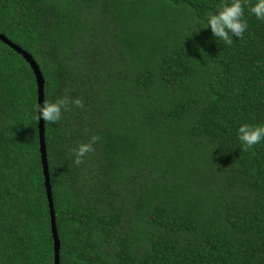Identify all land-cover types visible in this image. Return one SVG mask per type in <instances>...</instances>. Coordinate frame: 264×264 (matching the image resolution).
Here are the masks:
<instances>
[{
  "label": "trees",
  "instance_id": "obj_1",
  "mask_svg": "<svg viewBox=\"0 0 264 264\" xmlns=\"http://www.w3.org/2000/svg\"><path fill=\"white\" fill-rule=\"evenodd\" d=\"M223 2L0 0L44 100L67 98L45 121L60 264H264V140L237 139L264 124V20L246 5L229 44L197 23ZM35 105L0 39V264L55 263Z\"/></svg>",
  "mask_w": 264,
  "mask_h": 264
},
{
  "label": "clouds",
  "instance_id": "obj_2",
  "mask_svg": "<svg viewBox=\"0 0 264 264\" xmlns=\"http://www.w3.org/2000/svg\"><path fill=\"white\" fill-rule=\"evenodd\" d=\"M249 7L258 19L264 20V0H226L217 6L215 11H209L199 19L197 23H203L210 27L211 32L217 38L231 43L233 37L241 38L248 28L247 20L244 18V8ZM72 103L82 106V101L75 98ZM39 112V119L55 123L62 118V110L67 107V98H59L55 101L44 100L42 104L34 106ZM95 137L92 141H95ZM237 139L245 149L257 145L264 140V124L252 125L247 122L241 123L237 129ZM93 142L82 143L73 151L75 152V163H79L86 153L93 151Z\"/></svg>",
  "mask_w": 264,
  "mask_h": 264
},
{
  "label": "water",
  "instance_id": "obj_3",
  "mask_svg": "<svg viewBox=\"0 0 264 264\" xmlns=\"http://www.w3.org/2000/svg\"><path fill=\"white\" fill-rule=\"evenodd\" d=\"M0 39L3 40L5 43H7L9 46H11L13 49H15L18 53L22 54L23 57L27 60V62L32 67L36 81L38 86V104H42L44 101V85L45 80L42 75V72L37 65L36 61L33 59V57L25 50L17 46L16 44L12 43L10 40H8L4 35L0 34ZM39 116V112H38ZM39 138H40V153L42 158V165H43V172L45 176V186L47 191V198L49 202L50 207V214H51V229H52V236L54 240V264H60V249H61V242L58 235L57 225H56V217H55V210H54V203H53V193H52V186H51V180H50V174H49V164H48V158H47V147H46V138H45V121H43V118L41 117L39 119Z\"/></svg>",
  "mask_w": 264,
  "mask_h": 264
}]
</instances>
